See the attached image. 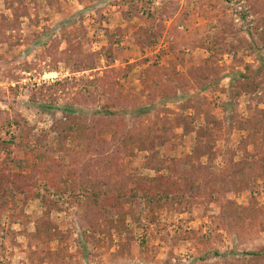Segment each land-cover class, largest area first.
<instances>
[{
    "label": "rangeland",
    "instance_id": "obj_1",
    "mask_svg": "<svg viewBox=\"0 0 264 264\" xmlns=\"http://www.w3.org/2000/svg\"><path fill=\"white\" fill-rule=\"evenodd\" d=\"M237 2L245 7L239 20ZM166 4L176 9L146 42L138 31L149 24L148 12ZM69 42L84 51L113 45L127 95L113 148L122 134L151 128L119 154L130 172L151 173L144 163L154 157L188 156L229 176L256 160L264 166V70H246L264 65V0H0V137L27 136L74 165L85 157L71 120L98 115L104 99L76 102L72 96H99L100 89L89 82L90 72L71 74L63 63L53 72L26 68ZM197 68L201 77L182 85L181 77ZM239 73L261 85L245 92ZM65 76L73 77L74 87L55 106L30 102L33 84ZM12 156L25 160L17 147ZM228 198L237 201L244 221L224 220ZM95 236L83 224L76 194L41 188L37 198L27 204L18 199L0 217V264H238L231 253L216 251L264 246V172L238 196L206 197L179 212L145 209Z\"/></svg>",
    "mask_w": 264,
    "mask_h": 264
},
{
    "label": "trees",
    "instance_id": "obj_2",
    "mask_svg": "<svg viewBox=\"0 0 264 264\" xmlns=\"http://www.w3.org/2000/svg\"><path fill=\"white\" fill-rule=\"evenodd\" d=\"M175 9L166 4L159 12H148L149 24L138 33L144 35L146 42H151ZM116 58L113 45L84 51L81 46L69 42L64 51L53 53L50 58L44 52L39 62L26 67L36 72H53L59 71L63 63L71 74L90 72L93 77L89 82L100 89L99 96H85L80 91L79 96H72V100L87 102L89 98L95 101L103 97L104 102L100 104L98 115L92 118L77 115L71 120L69 128L85 157L74 165L67 163L64 157L49 154L27 136L18 141L17 135L0 137V217L12 210L18 199L27 204L37 198L41 188L57 194L70 191L79 197L83 224L96 238V234H110V227L116 219L137 216L145 209L146 212H154L155 208L179 212L192 207L200 199L226 193L238 196L252 180L262 176L264 166L259 160L232 176L216 173L210 166L193 162L188 156L150 158L145 161L144 168L151 173H134L122 166L119 161L121 151L141 143L151 128L138 126L134 132L122 134L117 148H113L123 128L118 123L119 108L127 101L126 93L119 86L124 69L114 65ZM246 70L257 74L264 70V65L256 70L247 65ZM201 72V68H197L188 76H182V85L189 84V77H201ZM239 74L246 80L245 92H252L261 85V81H248L246 73ZM73 87L72 76L33 84L29 100L43 106H55L61 95ZM14 123L20 125L19 120ZM13 147L25 152V160L14 159ZM223 215L224 220L232 224L244 221L234 198L227 199ZM228 253L237 258L238 264H264V246L253 251L236 249L223 254L216 251L220 256Z\"/></svg>",
    "mask_w": 264,
    "mask_h": 264
},
{
    "label": "built area",
    "instance_id": "obj_3",
    "mask_svg": "<svg viewBox=\"0 0 264 264\" xmlns=\"http://www.w3.org/2000/svg\"><path fill=\"white\" fill-rule=\"evenodd\" d=\"M244 3L243 2H237L235 4V8H234V12H235V18L237 20H239V16L242 14V12L244 11Z\"/></svg>",
    "mask_w": 264,
    "mask_h": 264
}]
</instances>
